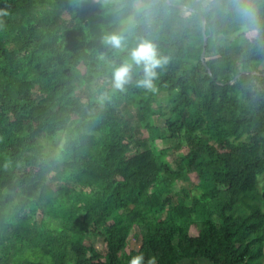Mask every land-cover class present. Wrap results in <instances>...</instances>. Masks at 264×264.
<instances>
[{
	"label": "trees",
	"instance_id": "trees-1",
	"mask_svg": "<svg viewBox=\"0 0 264 264\" xmlns=\"http://www.w3.org/2000/svg\"><path fill=\"white\" fill-rule=\"evenodd\" d=\"M251 8L246 23L234 0H0V264H129L107 246L126 235L144 264H264V0ZM113 31L125 49L102 43ZM140 38L169 58L155 90L136 70L114 90Z\"/></svg>",
	"mask_w": 264,
	"mask_h": 264
},
{
	"label": "clouds",
	"instance_id": "clouds-1",
	"mask_svg": "<svg viewBox=\"0 0 264 264\" xmlns=\"http://www.w3.org/2000/svg\"><path fill=\"white\" fill-rule=\"evenodd\" d=\"M237 12L246 23H251L253 19V10L251 0H234ZM126 34L124 31L109 32L102 37V43L111 50H122L126 48ZM128 59L113 65L111 71V85L114 90L124 92L128 85L134 81V70L140 74V78L135 79V86L149 91L155 90L154 81L158 77L157 69H163L167 65L169 58L164 56L158 49V46L151 40L140 38L136 45L127 49ZM100 59H105L101 55ZM106 96L101 95L100 101ZM129 264H144L142 254L133 256ZM148 264H154L150 260Z\"/></svg>",
	"mask_w": 264,
	"mask_h": 264
},
{
	"label": "rangeland",
	"instance_id": "rangeland-1",
	"mask_svg": "<svg viewBox=\"0 0 264 264\" xmlns=\"http://www.w3.org/2000/svg\"><path fill=\"white\" fill-rule=\"evenodd\" d=\"M182 14L185 17H189V18H192L195 15L193 12H191L189 10L183 11ZM245 33L249 38H253L256 36L255 31H245ZM259 68L264 69V65H261ZM156 109H160L162 111H167V101H166V95L165 94L160 95L158 103L156 104ZM156 124L160 127L162 134L167 135V130L165 129V126H164L163 117H161V116L156 117ZM144 136L145 137L147 136V133L145 131H144ZM64 142H65V134L59 135L53 141L44 142V144L46 146L47 159H52V158L56 157L59 154L60 148L63 146ZM169 145L170 144L163 143L162 141H158V147L159 148H164V147H167ZM187 151H188V149L186 146V142H185V140H182L181 149L179 151V154L180 153L185 154V153H187ZM169 160L172 161V157H170ZM197 181H198L197 176L195 174H193L192 175L193 184L197 183ZM191 187L195 188L193 185ZM260 187H261V189H264V176L260 180ZM202 231L203 230L200 226H194L193 227V234L194 235H200L202 233ZM107 246L109 248H113V247H117V246L118 247L119 246H125L126 250L129 252L131 257L136 255L137 249L139 247V245L136 243V241L132 235L131 236H129V235L121 236L116 242H114V244H110ZM98 247L100 250H102V249L106 248V245L103 243L102 240H99ZM202 264H212V263L208 260H202Z\"/></svg>",
	"mask_w": 264,
	"mask_h": 264
},
{
	"label": "water",
	"instance_id": "water-1",
	"mask_svg": "<svg viewBox=\"0 0 264 264\" xmlns=\"http://www.w3.org/2000/svg\"><path fill=\"white\" fill-rule=\"evenodd\" d=\"M177 9H179L181 12L185 11V10H189V8L185 5H176L175 6ZM202 21H203V24H205V18H202ZM207 43H208V37L205 36V39H204V51H203V54H202V60L204 62V64L206 65V61H205V52H206V46H207ZM206 68L209 72V74L212 76V72L210 71L209 67L206 65ZM257 72L255 71H244L242 74H256Z\"/></svg>",
	"mask_w": 264,
	"mask_h": 264
}]
</instances>
